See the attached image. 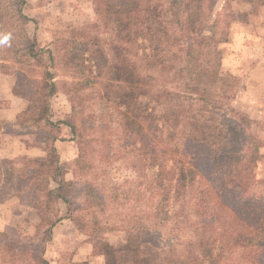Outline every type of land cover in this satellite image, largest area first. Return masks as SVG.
Wrapping results in <instances>:
<instances>
[{
    "label": "trees",
    "instance_id": "16d2710c",
    "mask_svg": "<svg viewBox=\"0 0 264 264\" xmlns=\"http://www.w3.org/2000/svg\"><path fill=\"white\" fill-rule=\"evenodd\" d=\"M205 1L93 0L112 39L111 56H102L94 74L67 49L57 57L73 78L57 83L44 63L45 56L55 61V51L44 49L37 30L32 37L26 30L38 23L25 14L26 0H12L9 7L0 0V72L14 77L12 94L27 101L17 119L28 116L45 145L44 157L0 160V203L21 193L45 242L60 220L54 214L58 201L70 212L74 205L62 194L72 184L62 178L54 146L67 129L76 143L75 167H94L81 173L93 179L85 184L87 209L124 210V245L99 246L102 264H264V179L255 175L264 143L255 121L236 106L240 86L219 73L218 46L226 40L233 0H211L209 7ZM95 83L102 92L94 94L102 104L100 118L92 114L95 103L86 107L87 118L78 94ZM58 91L71 112L54 122L51 100ZM2 125L0 132H14ZM119 160L134 177L111 184L110 194L107 183L101 185L107 175L96 171ZM91 217L97 225L98 217ZM168 223L175 240L164 239ZM1 237L7 236L0 235V264H49L45 247L36 251ZM165 244L168 254L160 252Z\"/></svg>",
    "mask_w": 264,
    "mask_h": 264
},
{
    "label": "rangeland",
    "instance_id": "374dc122",
    "mask_svg": "<svg viewBox=\"0 0 264 264\" xmlns=\"http://www.w3.org/2000/svg\"><path fill=\"white\" fill-rule=\"evenodd\" d=\"M1 1L4 6L9 7V3L12 0ZM26 2H28V8H25V14L32 16V19L35 21L38 19L39 23H29L26 30L30 37L33 35L37 36V30L38 34H40L38 36L40 43L43 41L47 44V47L44 46V49L51 48L55 51V61L53 59L50 62L48 57L45 56L44 63L50 66L51 72L56 76L55 80L57 83L60 81L69 82L73 78L72 75L74 73L66 67L67 65L64 60L57 57L58 54L60 56V54L66 53L67 49L71 52L70 56L71 54L73 56V53L82 56V59L85 60L82 63L85 66L88 65L94 74L99 71L98 61L102 56H111L110 45L112 39L109 32L104 31L100 25L101 23L98 21L93 0H26ZM210 2L211 0L205 1L207 7H209ZM229 7H231L230 10L232 9L229 12L230 26L226 40L219 43L218 46L221 52L219 73L223 77L234 79L240 86L237 99L235 100L236 106L255 121L256 131L260 134L264 143V103L259 102L260 98L263 100L264 96L262 95V91L264 93V68L260 69L258 66L260 63H264V0H233L230 2ZM10 10L11 7L8 8V11ZM42 43L41 45L43 46ZM3 55L0 54V58ZM139 62L141 67H143L141 57ZM28 66H30V62ZM203 85L208 86V82H205ZM95 90H97L98 95L102 94L101 86L96 83L89 90L80 91L78 94L79 97L85 99L83 115L87 118L92 115H90L86 107L94 103L96 105L94 104L95 107L92 114L95 111L94 116L100 118L102 104L100 102L98 104V95L97 97L94 95ZM0 106L2 105L0 104ZM156 109L158 110L159 108ZM51 112V119L54 122L65 119L71 112L70 104L61 91H58L56 96L51 100ZM109 115H112V110L110 113L105 114V118L108 119ZM26 117L28 116L16 118L13 123L6 126L3 124L2 126L17 127L18 130H16L19 133H25L28 130L29 132L26 133L36 131ZM20 123H24V127H20ZM67 137L71 138V136ZM66 141L58 143V150L70 156V148ZM74 146L76 147L75 142ZM42 147L45 150L43 143ZM261 152V156L263 157L264 148L261 149ZM75 157L70 161L63 162V170L66 173L65 178H69L68 182L70 181L72 186L64 188L62 194L74 202L71 214L73 216L72 220L75 219V224L82 231H70L66 239L68 237V240L71 241L80 240V232L90 236L92 254L98 257L94 263L98 264L99 258H101L98 250L99 246L109 244L119 249L124 245L125 232L122 230V227L127 224L126 222H121L122 220L120 221L119 219V214L124 212V210L120 211L118 208H109L102 213V209L100 208L87 209L90 200L84 196L85 184H90L93 179L92 176L81 175L85 174L86 171L90 174L91 171L93 172L92 169L94 167L85 170L79 168L81 170H78L74 165ZM22 158L19 157L16 161L19 162ZM261 169L264 173V163L261 165ZM96 172L107 175V178H102L101 185L107 183L108 185H105L107 186L106 190H111L107 192L110 194L114 192L111 184L123 185L124 180H131L134 177L131 169L122 164L120 160L109 165L103 164ZM109 180L110 183H108ZM98 185L100 183H94V188ZM51 187H54V184H51ZM120 188L122 191L126 189L124 187ZM127 188L131 189L128 185ZM11 198L12 200L9 203L4 204L6 208L5 214L0 215V235L7 236V239L6 237H1L2 241H17L20 245H32L33 249L40 251L41 248L45 247L44 229H40L37 225V228H31L30 231H27L26 227L29 222L34 225V212H29L26 205L22 203L21 193H16ZM57 204L56 211L59 209ZM130 205L132 206V203ZM143 208H146V206L144 205ZM12 210L16 212H12ZM23 210H26V212H23ZM12 213H14L13 216H11ZM91 213H94L96 218L98 217L99 223L97 225L94 223ZM82 219L84 220L83 222L81 221ZM95 226L98 227L96 232L91 233L89 229ZM170 229L171 223L166 224L165 232H163L165 233L164 239L175 240L176 233H170L172 231ZM180 239L185 241L186 238ZM77 244L81 246L80 242H75V244H69L68 242L69 246L66 248L70 250L62 252V259L65 263L70 260L68 258L72 252L73 245ZM180 250L182 248L178 249V251ZM160 252L168 254L166 244Z\"/></svg>",
    "mask_w": 264,
    "mask_h": 264
},
{
    "label": "crops",
    "instance_id": "0c3cea01",
    "mask_svg": "<svg viewBox=\"0 0 264 264\" xmlns=\"http://www.w3.org/2000/svg\"><path fill=\"white\" fill-rule=\"evenodd\" d=\"M28 3V2H27ZM32 17V16H31ZM33 18V17H32ZM260 69L264 68V63H260L258 65ZM258 69V70H260ZM15 83V79L12 75L8 74H1L0 73V123L1 124H10L13 123L17 116L26 109L27 101L25 98L15 96L12 94V89ZM264 87V86H263ZM262 95H264L262 91ZM66 97V96H65ZM67 99V98H66ZM68 101V100H67ZM259 102L264 103V96L263 100H259ZM12 132H7L6 130L2 129L0 132V160L9 159L16 161L19 157H28V158H41L45 156V150L42 147V143L38 142L36 136L33 133H19L17 127H12ZM17 129V130H16ZM63 136L66 138L70 136L69 131L67 129L63 130ZM67 140V141H66ZM66 141L68 147L70 148V156L67 153L59 152L58 150V143ZM55 148L57 149L59 155V163L62 166L63 162L72 160L76 155V147L74 146V142L67 137L63 141H56L54 143ZM264 163V156L260 157L258 162L256 163L255 168V175L258 179H264V173L261 169V165ZM64 169V167L62 166ZM64 172H62V178L64 181H68L69 178H65ZM54 184V183H52ZM56 184H54L55 188ZM66 197V196H65ZM67 198V197H66ZM12 198L0 203V215L5 214L6 208L5 203H9ZM3 205V206H2ZM58 208L56 214L59 217V222L52 228L51 235L47 242L45 243V251H44V258L49 264H95V259L98 257L92 254L91 251V241L90 236L85 235L84 233L80 232V240H68L66 236L70 231H82L78 229V225L75 224L74 220H72L73 216L71 215L72 212L68 210L66 203L63 200L58 201ZM64 208V209H63ZM28 210V209H27ZM31 212V210H28ZM12 212H16L12 210ZM21 212V210H20ZM26 212V210H23ZM12 213L11 216H13ZM34 225L30 222L27 224L26 230L30 231L31 228H37L38 225V218L34 214ZM67 234V235H66ZM69 244H75V242H80L79 244L73 245L72 252L65 263L62 259V252L70 250L68 247ZM101 257V256H100ZM98 264H102V257L99 258Z\"/></svg>",
    "mask_w": 264,
    "mask_h": 264
}]
</instances>
